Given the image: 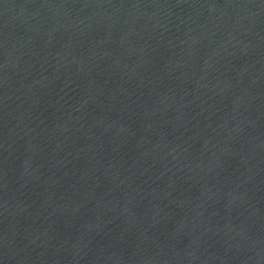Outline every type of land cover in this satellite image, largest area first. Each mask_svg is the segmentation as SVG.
<instances>
[{
    "label": "water",
    "instance_id": "1",
    "mask_svg": "<svg viewBox=\"0 0 264 264\" xmlns=\"http://www.w3.org/2000/svg\"><path fill=\"white\" fill-rule=\"evenodd\" d=\"M0 264H264V0H0Z\"/></svg>",
    "mask_w": 264,
    "mask_h": 264
}]
</instances>
